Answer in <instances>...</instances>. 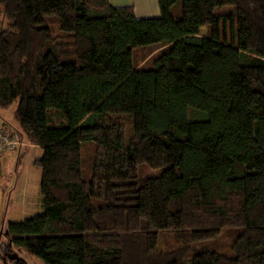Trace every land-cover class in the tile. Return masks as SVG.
<instances>
[{
  "label": "trees",
  "instance_id": "1",
  "mask_svg": "<svg viewBox=\"0 0 264 264\" xmlns=\"http://www.w3.org/2000/svg\"><path fill=\"white\" fill-rule=\"evenodd\" d=\"M157 3L0 0V108L42 149L0 264H264V0Z\"/></svg>",
  "mask_w": 264,
  "mask_h": 264
},
{
  "label": "rangeland",
  "instance_id": "2",
  "mask_svg": "<svg viewBox=\"0 0 264 264\" xmlns=\"http://www.w3.org/2000/svg\"><path fill=\"white\" fill-rule=\"evenodd\" d=\"M124 0H112L116 6ZM137 5V0H134ZM140 4V5H139ZM137 5L138 18L159 17L157 0H141ZM157 14H154V10ZM256 33L250 48L259 55H264V19L256 22ZM0 28H7V20L0 17ZM206 30V27L204 28ZM155 45L139 47L133 50V62L138 64V56L142 59L145 54L153 53ZM151 58V57H150ZM150 60L143 66L149 65ZM18 102H14L8 108H0V123L6 122L16 133H20L17 120L14 117ZM25 148L12 151L0 152L2 178L0 180V239L5 238L6 225L12 221H22L42 211L40 205V181L41 171L33 165L34 159L31 154H25ZM4 155V156H3ZM140 176L157 175L158 172L145 165L139 166ZM10 245L11 243L7 241ZM19 258L24 264H43L36 257L22 253Z\"/></svg>",
  "mask_w": 264,
  "mask_h": 264
},
{
  "label": "built area",
  "instance_id": "3",
  "mask_svg": "<svg viewBox=\"0 0 264 264\" xmlns=\"http://www.w3.org/2000/svg\"><path fill=\"white\" fill-rule=\"evenodd\" d=\"M24 144V140L10 127L0 124V152L13 150Z\"/></svg>",
  "mask_w": 264,
  "mask_h": 264
},
{
  "label": "crops",
  "instance_id": "4",
  "mask_svg": "<svg viewBox=\"0 0 264 264\" xmlns=\"http://www.w3.org/2000/svg\"><path fill=\"white\" fill-rule=\"evenodd\" d=\"M140 1H141V0H137V5L139 4ZM110 3H111L112 6H114V5L112 4V0H110ZM124 5H132V6H134L135 14H136L137 17L139 16L138 13H137V12H138L137 5H136V3H135L134 0H124L122 3H119V4H117V5L114 6V7L124 6ZM139 5H140V4H139ZM158 11H159V7H158ZM159 13H160V11H159ZM154 14H157V10H156V9L154 10ZM140 18H144V17H140ZM2 123H6V122H2ZM2 123H1V124H2ZM6 124H7V123H6ZM18 148H22V149L25 148L26 151H27L25 154L30 153V154H31L30 156H31L34 160L42 156V149H41L39 146L28 144V143L25 142V141H24V144L21 145V146H19ZM15 149H17V148H15ZM13 150H14V149H13ZM10 151H12V150H10ZM8 152H9V151H8ZM4 155L6 156V155H8V154H6V152H5ZM4 155H3V156H4Z\"/></svg>",
  "mask_w": 264,
  "mask_h": 264
},
{
  "label": "water",
  "instance_id": "5",
  "mask_svg": "<svg viewBox=\"0 0 264 264\" xmlns=\"http://www.w3.org/2000/svg\"><path fill=\"white\" fill-rule=\"evenodd\" d=\"M7 251H8V247L6 246V247L3 249V253H4V254H7ZM6 256H8V258L14 260V263H13V264H23V263H20V262L18 261V257H17L16 255H14V254H8V255H6Z\"/></svg>",
  "mask_w": 264,
  "mask_h": 264
}]
</instances>
